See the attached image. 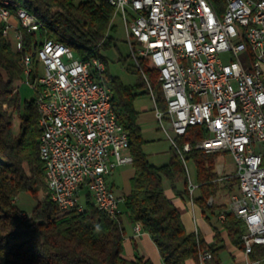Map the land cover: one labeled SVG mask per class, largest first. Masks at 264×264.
I'll return each mask as SVG.
<instances>
[{
    "label": "built area",
    "instance_id": "obj_1",
    "mask_svg": "<svg viewBox=\"0 0 264 264\" xmlns=\"http://www.w3.org/2000/svg\"><path fill=\"white\" fill-rule=\"evenodd\" d=\"M108 1L120 6L114 19L124 21L159 125L182 159L192 145L180 147L177 137L195 125L207 131L197 148L233 157L238 189L218 219L224 222L231 211L243 221L233 264H264V0ZM0 24L18 51L26 48L22 30H46L41 20L23 11L22 18H15L7 0H0ZM36 39L32 51L22 56L20 81L34 90L41 110L39 155L53 201L64 211H83L90 197L115 217L122 213L123 198L113 192L108 176L114 168L132 164L133 156L129 137L116 125L114 107L104 106L106 83L96 78V71L106 63L100 56L82 59L54 36ZM142 59L158 72L164 110L157 105ZM54 165H61L62 173H53ZM188 188L192 196L196 184L190 180ZM135 230H143L140 223ZM199 258L206 264L214 255L203 249Z\"/></svg>",
    "mask_w": 264,
    "mask_h": 264
},
{
    "label": "trees",
    "instance_id": "obj_2",
    "mask_svg": "<svg viewBox=\"0 0 264 264\" xmlns=\"http://www.w3.org/2000/svg\"><path fill=\"white\" fill-rule=\"evenodd\" d=\"M7 1L13 12L21 7L32 12L46 29L38 32L22 30L25 50L32 51L36 37L54 36L66 47L73 48L82 59L95 55L105 61L102 78L111 90L117 119L128 133L135 171L124 206L130 220L140 223L150 235L163 264H186L188 259L201 264L199 252L203 249H209L214 255L206 264H218L220 260L216 258L225 250V243L220 226L212 221V216H218L227 206L221 207L214 201L221 184L216 171L217 153H207L196 147L207 131L195 125L189 127L185 135L177 137L180 147L185 142L192 145L190 151L183 153L185 161L173 146L167 163L155 165L149 160L137 122L136 89L110 72L107 58L102 53L114 42L111 32L115 29V6L108 0ZM25 50L15 49L13 39L2 33L0 24V264H154L144 256L124 257L125 227L121 214L109 215L90 197H86L83 211L76 208L64 211L53 201L39 155V110L33 98L23 101L17 90V82L23 75L21 61ZM141 63L158 107L166 109L158 72L145 59ZM138 72L140 82L137 87L145 88L149 93L145 77ZM16 115L20 119L18 130L15 128ZM188 161L195 164L199 189V194L194 191L192 198L215 231L212 242L200 232H187L180 210L165 193L166 179L177 195L184 199L191 197ZM231 180L238 179L235 175ZM178 182L183 183L182 189L177 187ZM226 187L231 191V187ZM24 193H30L36 201L29 216H24V211L15 202ZM210 198H213L211 202ZM221 226L233 244L242 243L241 218L226 211Z\"/></svg>",
    "mask_w": 264,
    "mask_h": 264
},
{
    "label": "rangeland",
    "instance_id": "obj_3",
    "mask_svg": "<svg viewBox=\"0 0 264 264\" xmlns=\"http://www.w3.org/2000/svg\"><path fill=\"white\" fill-rule=\"evenodd\" d=\"M115 29L111 32L114 42L109 48H105L102 50V53L106 56L108 61L109 70L113 75L118 76L125 84L132 85L135 87L136 91H139L141 88L137 87L140 82V73L138 72V68L136 66L135 60L131 54L129 44L126 40L125 33V24L121 16H117L114 20ZM224 58L227 57V54H224ZM149 80V79H148ZM150 82V81H149ZM148 85V84H147ZM17 89L23 101L30 100L34 97V90L30 88L25 82L19 81L17 82ZM149 89V87H148ZM145 105L148 108L154 107V102L152 100L151 95L148 93L138 94L135 98V105L139 106ZM20 119L16 115L15 117V128L18 130ZM167 128L172 132V127L167 123ZM143 138L146 140L143 143V149L148 154L149 160L155 165H162L167 163L171 156V141L165 132L162 129H154L152 132H147L143 135ZM123 153H126L123 151ZM217 169L223 165L225 171L231 172L233 175L227 176L224 179H221L222 183L215 195V203L220 204L222 207L224 203H228L230 200V192L236 191L238 187V180H231L234 174V159L228 153H217ZM189 179L193 181L195 184L197 182L196 176V167L193 161L187 162ZM128 173L133 174V168L131 165H127L124 167ZM120 169H115L114 172L118 173ZM219 175H222L218 172ZM230 174V173H229ZM226 176V175H225ZM231 178V179H230ZM230 179V180H229ZM165 185L168 186L169 182L165 179ZM178 185H182L179 183ZM225 185V186H224ZM226 185L231 187V191L227 190ZM129 191L128 182L126 183V188L121 186L116 189L117 193ZM19 208H21L26 216L30 215L33 207L35 206V199L30 193H24L17 197L15 201ZM121 208L124 213H126V209L124 204L121 205ZM235 250H230L226 248L220 253V262L219 264H232L234 257L232 253Z\"/></svg>",
    "mask_w": 264,
    "mask_h": 264
},
{
    "label": "crops",
    "instance_id": "obj_4",
    "mask_svg": "<svg viewBox=\"0 0 264 264\" xmlns=\"http://www.w3.org/2000/svg\"><path fill=\"white\" fill-rule=\"evenodd\" d=\"M136 93L141 94V93H147V92L145 91V88H141L139 91H136ZM148 94L151 95L150 92ZM134 104H135V102H134ZM135 108L138 112L137 122L141 128L143 135L146 134L147 132L154 131V129H162L159 125V122H158V119L156 116L155 105L151 109L145 105H140V104H139V106L135 105ZM147 156H148V154H147ZM216 160H217V158H216ZM216 164H217V161H216ZM127 165L132 166V164H126L123 166H118V167L114 168L108 176V181L111 184L113 192L117 196L123 198L121 205L124 204L125 197L127 194H129V192L131 190V178L135 172L134 167L132 166L133 174L128 173L127 170L124 169V167ZM118 168L120 169V171L118 173L114 172V170L118 169ZM216 171L222 174V175H219L220 176L219 179H220L221 183H222L221 179L225 175H226V177L233 175L231 172L225 171L223 165H221L218 169L216 167ZM188 178H189V176H188ZM190 180L191 179H189V181ZM127 182H128V186H129V191H127V192L124 191L123 193H117L116 189L120 188L121 186L126 188ZM179 183H181L182 185H178ZM195 184H196V188L194 191L196 192V194H199L198 183L196 182ZM237 184H238V182H237ZM188 185H189V183H188ZM177 187L179 189H182L183 183L178 182ZM237 189H238V187H237ZM165 193H166L167 197H169L173 201V203L177 206V208L180 210L181 218H182V221L185 225L187 232H200L208 242H212L214 240L215 231L213 230L212 225L203 216L201 208L197 205V203H195L192 196L189 197L188 199L182 198L180 195H177L175 193V191L171 188L170 184L168 186L165 185ZM231 193H233V191ZM231 193H230V195H231ZM210 199L213 200V198H210ZM214 201H215V198H214ZM229 201H228V203H224L227 206V208L222 210V211L228 210ZM220 209H221V207H220ZM222 211H220V212H222ZM121 218L123 221V225L125 227L124 251H123L124 257L127 259H135L137 256H144L146 258H150L154 262V264H163L159 250H158L156 244L154 243V241L151 239L150 235L147 232H145L144 230H142L140 233H137L135 230L136 223L132 222L129 218V215L127 213H124L123 210L121 213ZM212 221L214 223H216V225L220 226L221 235L224 238L225 249L228 248L230 250H234V247L237 245L233 244L231 242V240L229 239L228 233H227L226 229H224L221 226L222 222L218 219V216H215V215L212 216ZM232 255H233V253H232ZM216 260H220V255H219V258H216ZM186 264H197V263L194 259H188L186 261Z\"/></svg>",
    "mask_w": 264,
    "mask_h": 264
},
{
    "label": "bare ground",
    "instance_id": "obj_5",
    "mask_svg": "<svg viewBox=\"0 0 264 264\" xmlns=\"http://www.w3.org/2000/svg\"><path fill=\"white\" fill-rule=\"evenodd\" d=\"M7 3H8V1H7ZM115 8H116V13H120V6H115ZM22 11L24 13H26L27 16H29L31 19L39 20L32 12L28 11L27 9H25L23 7L18 8V10L16 12H13V16H15V18H22ZM41 26L44 27L43 22H41ZM92 58H99V56L94 55ZM105 68H106V66H103V71H96V78H102L103 73L105 71ZM103 97H104V106L113 107L111 90L107 84H104V86H103ZM39 117H41V110H39ZM116 125L122 126V128L124 129L123 125L118 121L117 116H116ZM124 134H126V137H128V133L125 129H124ZM40 158H41V156H40ZM41 160H42V158H41ZM53 173H62V166L61 165H54L53 166ZM47 183H48V187L51 191L52 199H53L51 182L47 181Z\"/></svg>",
    "mask_w": 264,
    "mask_h": 264
}]
</instances>
